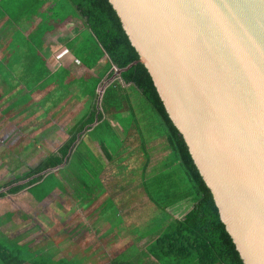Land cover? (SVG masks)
Returning <instances> with one entry per match:
<instances>
[{
	"label": "crops",
	"instance_id": "0c3cea01",
	"mask_svg": "<svg viewBox=\"0 0 264 264\" xmlns=\"http://www.w3.org/2000/svg\"><path fill=\"white\" fill-rule=\"evenodd\" d=\"M0 4V59L6 63L0 65V132L9 135L0 141L5 147L0 150L1 186L47 154H56L71 137V129L92 102L81 78L99 70L105 55L90 69L83 65L91 34L67 0ZM69 5L72 9H64ZM38 27L43 29L36 37L40 45L30 51L43 62L29 65L20 55L27 51L28 34ZM114 77L118 78L116 71ZM112 79L102 77L97 84V102ZM130 97L132 115L109 116L98 106L101 119L77 134L67 161L50 171V187L45 186L50 183L47 178L40 187L26 186L0 196V254L5 264L148 260L143 253L159 233L155 225L163 222V228L191 207L186 198L163 211L148 199L143 181L170 174L173 160L166 156L165 138L160 141L156 136L155 119L142 106L137 108L138 95L130 92ZM151 235L142 246V239Z\"/></svg>",
	"mask_w": 264,
	"mask_h": 264
},
{
	"label": "water",
	"instance_id": "95a60500",
	"mask_svg": "<svg viewBox=\"0 0 264 264\" xmlns=\"http://www.w3.org/2000/svg\"><path fill=\"white\" fill-rule=\"evenodd\" d=\"M109 1L239 257L264 264V0Z\"/></svg>",
	"mask_w": 264,
	"mask_h": 264
},
{
	"label": "trees",
	"instance_id": "16d2710c",
	"mask_svg": "<svg viewBox=\"0 0 264 264\" xmlns=\"http://www.w3.org/2000/svg\"><path fill=\"white\" fill-rule=\"evenodd\" d=\"M67 1L91 34L87 37L84 46L85 57L81 60L83 65L90 69L105 55V63L97 72L86 74L81 78L82 86H85L86 82L90 89L89 96L92 102L84 118L71 129V137L63 147L58 149L56 154H47L36 165L28 168L26 173L3 182L0 186V190L3 189L0 191V196L8 191L21 190L26 186H30V190L37 185L40 187L43 179L52 180L50 171L67 161L76 136L84 126L100 120L102 112L113 117L119 116L122 112L132 115L134 106L130 92H135L139 98L142 97L148 103L155 114L154 129L160 125L168 149L173 155L170 174L159 175L153 181L144 180L143 189L147 192L148 199L163 211L186 198L191 200L192 206L181 217H172L163 228V223L159 226L155 225L159 233L145 246L148 260L112 261L111 264H244L219 219L209 188L200 176L185 142L164 108L151 76L142 63L136 62L138 54L130 43L110 1ZM42 31L43 29L38 27L28 34L27 51L20 55L22 62H28L29 65L33 62L36 64L38 60L43 62L40 55L38 59L37 54L32 55L30 51L39 48L37 38ZM35 32L38 35L35 36ZM4 60V58L0 59L1 66L6 65ZM116 68L120 70L118 78L114 77ZM46 74L47 71L41 75L39 73L38 77ZM102 77L104 80L111 77L114 79L104 88L97 102L99 95L95 92V88ZM102 85L100 83V86ZM34 88L35 86L31 87ZM98 106L102 112L99 111ZM140 106L142 104L138 107ZM9 185L13 186L8 189ZM149 232L151 231H147L146 234H152ZM4 259L5 256L0 254V261L3 264H5Z\"/></svg>",
	"mask_w": 264,
	"mask_h": 264
},
{
	"label": "rangeland",
	"instance_id": "374dc122",
	"mask_svg": "<svg viewBox=\"0 0 264 264\" xmlns=\"http://www.w3.org/2000/svg\"><path fill=\"white\" fill-rule=\"evenodd\" d=\"M64 9H72V7L69 5L68 7H66V8H64ZM63 9V12L64 13H67V11L66 10H64ZM62 11V10H61ZM98 71V70H97ZM97 71H95V72H97ZM99 91V90H98ZM135 93V92H134ZM136 95H138L137 93H135ZM143 100V101H142ZM138 104V103H137ZM142 104V107L144 108L143 109V111L145 112L146 111V114L147 115H149V116H151V118L152 119H154L155 118V114L153 113V111L151 110V108H149V106H148V103L142 98V97H140L139 98V104L138 105H141ZM137 108H139V107H137ZM148 120V119H147ZM0 123H1V121H0ZM7 136H9L8 134H6ZM6 135L5 134H2V132H0V141L1 142H4V140L6 139ZM156 136L160 139V141L164 138V135H163V130L161 129V127H160V125L159 126H157L156 127ZM162 142H163V146H165L166 145V147H167V149L165 150L166 151V156H168V157H170V156H172V158H173V155H171L172 153H170L171 151L169 150V153L167 152L168 151V145H167V142L166 141H164V140H162ZM3 149H5V147H4V143H0V150H3ZM160 151V150H159ZM164 151V152H165ZM169 154V155H168ZM129 161H130V159H129ZM126 168H129V166H125ZM51 181L52 180H50V183L49 184H45V186L48 188V187H50L51 186ZM188 201H190V199L188 200ZM186 203L187 202H185L184 204H182V205H186ZM189 206H192V203H191V201H190V204H189ZM163 212V211H162ZM159 222H161V220L159 219ZM161 223H163V222H161ZM151 231H154V229H151ZM158 232V231H157ZM154 235V234H153ZM153 235H151V236H147L148 238H146V237H144L143 239H142V246L144 245V243L146 242V241H148L149 240V238H152V236ZM146 254L145 253H143V256H145ZM73 263L74 262H76V261H72ZM63 264H68V263H66V262H64Z\"/></svg>",
	"mask_w": 264,
	"mask_h": 264
}]
</instances>
